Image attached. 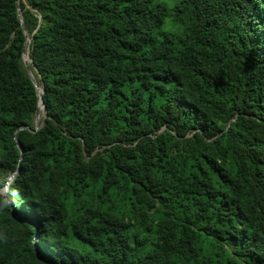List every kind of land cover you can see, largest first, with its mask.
<instances>
[{
    "label": "trees",
    "instance_id": "1",
    "mask_svg": "<svg viewBox=\"0 0 264 264\" xmlns=\"http://www.w3.org/2000/svg\"><path fill=\"white\" fill-rule=\"evenodd\" d=\"M16 1L0 264H264V0Z\"/></svg>",
    "mask_w": 264,
    "mask_h": 264
},
{
    "label": "water",
    "instance_id": "2",
    "mask_svg": "<svg viewBox=\"0 0 264 264\" xmlns=\"http://www.w3.org/2000/svg\"><path fill=\"white\" fill-rule=\"evenodd\" d=\"M16 4H17L18 19H19L20 25H21V27L23 29V32H24V35H25V40H26V42H28L29 41L28 30H27V27H26V25H25V23L23 21V14H22L21 9L19 8L18 0L16 1ZM25 46H26V43H25ZM22 59H23V64H24V67H25V71H26L27 75L29 76L31 82L34 85V88H35V91H36V95H37V98H38V104H37V109H36L35 114H34L33 129L29 128L28 126H23V127L18 128V130H28V131L36 132L42 127L43 119L46 117V108H45V105H44V102H43V98H42L43 88L39 87V85H38V83H37V81H36V79L34 77L33 71L39 76L38 70L31 63V60L28 57V52H27L25 47H24ZM28 59L30 60V62H28ZM40 109L43 110L42 122H39V111H40ZM16 145H17L18 149L20 150V152L22 153V148H21V146L19 145V143L17 141H16Z\"/></svg>",
    "mask_w": 264,
    "mask_h": 264
},
{
    "label": "rangeland",
    "instance_id": "3",
    "mask_svg": "<svg viewBox=\"0 0 264 264\" xmlns=\"http://www.w3.org/2000/svg\"><path fill=\"white\" fill-rule=\"evenodd\" d=\"M170 23H171V21H170L169 19H167V20L165 21V23H164V25H163V27H162L163 31H167V30L170 28V27H169ZM42 119H43V117H42ZM41 122H42V120H41ZM13 178H14L13 175L10 176V178H9L10 182H12ZM6 191H7L6 188H1V189H0V197H4Z\"/></svg>",
    "mask_w": 264,
    "mask_h": 264
},
{
    "label": "bare ground",
    "instance_id": "4",
    "mask_svg": "<svg viewBox=\"0 0 264 264\" xmlns=\"http://www.w3.org/2000/svg\"><path fill=\"white\" fill-rule=\"evenodd\" d=\"M28 62H30V60L28 59ZM42 117H43V110L42 109H40V111H39V122H41V120H42Z\"/></svg>",
    "mask_w": 264,
    "mask_h": 264
},
{
    "label": "clouds",
    "instance_id": "5",
    "mask_svg": "<svg viewBox=\"0 0 264 264\" xmlns=\"http://www.w3.org/2000/svg\"><path fill=\"white\" fill-rule=\"evenodd\" d=\"M10 176H12V175H10ZM14 176V175H13ZM10 178V177H9ZM13 181V180H12ZM4 188H6V190H7V187H4ZM5 197V196H4Z\"/></svg>",
    "mask_w": 264,
    "mask_h": 264
}]
</instances>
